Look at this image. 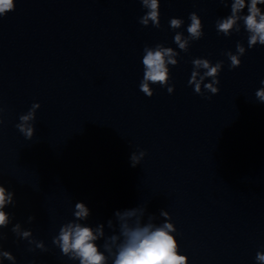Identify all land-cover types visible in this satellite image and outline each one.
Masks as SVG:
<instances>
[{"label": "clouds", "instance_id": "1", "mask_svg": "<svg viewBox=\"0 0 264 264\" xmlns=\"http://www.w3.org/2000/svg\"><path fill=\"white\" fill-rule=\"evenodd\" d=\"M226 7L228 0H220ZM143 8L147 11L140 17L139 23L147 27L151 25L160 28V3L161 0H140ZM264 0H231L230 15L216 21L218 34L229 37L233 32L241 30L240 22L248 33V48H254L258 44L264 46V10L260 7ZM16 0H0V17L14 11ZM247 14H244V10ZM190 24L187 27L188 36L182 32H176L174 43L177 47L187 52L191 41L200 40L204 36L203 22L201 17L192 12L189 14ZM171 29H180L184 25L182 18L173 17L169 20ZM246 53L242 43L237 42L236 53L231 51L224 53L230 60V69L241 65V57ZM177 52L172 47H166L161 43L143 48L142 64L144 66L143 78L139 89L147 97L154 95L153 85L167 88L169 94L175 90L169 66H177L179 61ZM193 70L188 80V85L193 87L196 94L204 96L205 92L216 95L220 89L219 75L223 68V61L213 64L206 58H195L192 60ZM203 70V72H201ZM207 79L211 82L205 83ZM264 85V81H261ZM258 101L264 104V87L255 92ZM211 99V96L206 97ZM41 107L39 103H33L26 114L19 116V123L15 127L23 136L31 140L35 134L34 121L36 112ZM4 109L0 107V124L3 123L2 114ZM146 155V152L131 153L130 165L136 167ZM15 193L0 182V241L6 239L2 231L12 223L13 216L5 211L8 206H15ZM146 207L136 206L114 212L113 219H108V228L112 230L111 235H106L104 225L101 223L95 227L83 223L91 215L90 208L84 202H76L74 205V219L62 224L58 234L52 238V243L61 250L63 256L79 264H189L187 255L179 251V243L176 239L177 232L168 211L160 209V216L164 221L154 224L151 221L155 218L149 215L147 223H142ZM34 217H29V223ZM11 231L20 239L27 240L30 246L29 251L40 249L48 251L43 241L33 238L32 231L22 228L20 223L13 225ZM103 239L102 245L97 241ZM7 259L11 264H16V257L10 252L3 250L0 244V264ZM257 264H264V251H258L255 257Z\"/></svg>", "mask_w": 264, "mask_h": 264}]
</instances>
